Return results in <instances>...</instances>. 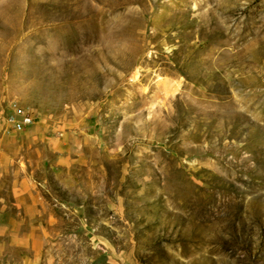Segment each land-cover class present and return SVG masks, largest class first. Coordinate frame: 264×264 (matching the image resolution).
<instances>
[{
    "label": "rangeland",
    "instance_id": "obj_1",
    "mask_svg": "<svg viewBox=\"0 0 264 264\" xmlns=\"http://www.w3.org/2000/svg\"><path fill=\"white\" fill-rule=\"evenodd\" d=\"M0 264H264V0H0Z\"/></svg>",
    "mask_w": 264,
    "mask_h": 264
},
{
    "label": "built area",
    "instance_id": "obj_2",
    "mask_svg": "<svg viewBox=\"0 0 264 264\" xmlns=\"http://www.w3.org/2000/svg\"><path fill=\"white\" fill-rule=\"evenodd\" d=\"M35 111L28 105H15L14 111L7 115V124L15 131L22 132L35 122Z\"/></svg>",
    "mask_w": 264,
    "mask_h": 264
}]
</instances>
